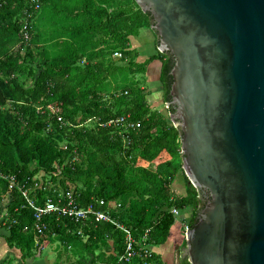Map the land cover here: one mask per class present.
I'll use <instances>...</instances> for the list:
<instances>
[{"label": "trees", "instance_id": "trees-1", "mask_svg": "<svg viewBox=\"0 0 264 264\" xmlns=\"http://www.w3.org/2000/svg\"><path fill=\"white\" fill-rule=\"evenodd\" d=\"M39 3L36 8L34 0H0V169L19 180L9 193L2 227L24 260L38 258L44 245L59 242L82 264L88 256L90 264H115L125 251L121 228L93 216L80 234L79 223L51 213L39 233L35 210L20 186L38 204L62 188L72 191L81 206L104 199L111 216L132 229L137 248L168 241L176 222L172 207L192 209L193 225L204 205L203 192L189 184L182 133L170 115L176 109L170 93L173 59L158 51L146 62L137 60L131 36L152 28L150 12L137 0ZM26 10L33 13L30 19ZM154 59L162 61L160 85L169 114L153 107L148 97L147 66ZM50 103L60 105L65 124L50 112ZM39 105L46 110L39 111ZM122 114L138 123L128 144L115 126L106 125ZM179 174L185 194L173 186ZM41 179L44 186L38 187ZM8 188L9 181L0 178V199ZM126 264L165 261L153 250L147 257L139 252ZM180 264H191L189 257Z\"/></svg>", "mask_w": 264, "mask_h": 264}, {"label": "water", "instance_id": "water-1", "mask_svg": "<svg viewBox=\"0 0 264 264\" xmlns=\"http://www.w3.org/2000/svg\"><path fill=\"white\" fill-rule=\"evenodd\" d=\"M137 2L173 59L183 168L208 194L184 253L191 264H264V0Z\"/></svg>", "mask_w": 264, "mask_h": 264}, {"label": "built area", "instance_id": "built-area-1", "mask_svg": "<svg viewBox=\"0 0 264 264\" xmlns=\"http://www.w3.org/2000/svg\"><path fill=\"white\" fill-rule=\"evenodd\" d=\"M36 2V8L40 7L39 0H34ZM32 11L26 10L25 16L30 19L32 17ZM28 28V22L25 23V30ZM25 38H29V32H25ZM116 57L121 56V52H116L114 54ZM48 109L53 115H56L57 119L62 123L65 124V120L63 115L60 113L61 107L60 105L50 103L48 104ZM39 111H45L44 105L38 106ZM106 125L115 126L118 130L120 135H122L126 144L130 143V132L135 130L138 126V123L131 120V114H122L117 117L110 119ZM0 178L7 179L9 181V188L6 196H9V193L18 186L19 180L18 176L14 173H5L3 170L0 169ZM38 187L44 186V180L41 179L39 182L36 183ZM22 190V194L26 198L28 204L35 210V229L39 233H44L47 225L44 221V217L47 214L55 213L59 216H68L77 223L80 224L79 226V233L82 234V226L86 225L93 216L98 217L99 219H103L115 224L118 228H121L125 233V251L120 255L119 261L115 264H126L130 259L136 256L139 252H144V255L150 256L153 252V246L144 244L143 246L137 248L136 247V238L133 235L132 229L118 219L111 216L108 212L110 203H107L104 199H97L91 202L87 206H81L75 194L72 191H67L64 188L56 195L54 193L51 196H48L44 204H38L34 197L30 196L28 190L25 186H20ZM106 204L107 209L101 210L98 208L99 205ZM172 212L176 216L179 213V209L176 207H172ZM192 227L191 219L185 221L184 223V234L187 237V231ZM150 229L146 230L144 239L146 240Z\"/></svg>", "mask_w": 264, "mask_h": 264}, {"label": "crops", "instance_id": "crops-1", "mask_svg": "<svg viewBox=\"0 0 264 264\" xmlns=\"http://www.w3.org/2000/svg\"><path fill=\"white\" fill-rule=\"evenodd\" d=\"M144 29V28H142ZM140 30L139 34L131 36V44L132 48H135L139 51L138 61L139 62H146L148 58H150L151 55H154L158 53V51H161L159 49V42H158V36L155 33V31L152 28H145L149 29L150 34H146L147 40H145V36L143 34L141 35ZM141 35V36H140ZM161 68H162V61L160 59H154L151 61L147 66V81L149 86L150 95H148L149 100L153 107L158 108L162 111L165 110V108H160V104L163 103V92H161L159 89L161 87L160 85V74H161ZM175 188V187H174ZM178 193V189H175ZM180 191V190H179ZM181 194H185L182 190L180 191ZM179 192V193H180ZM7 196L0 199V207L3 205L1 204L3 201L7 202ZM193 213L188 211L181 217V226L177 227L175 229V233H171L168 241L162 245L154 246L153 250L160 253L162 255L163 260L165 261V264H169L168 256H166L167 250H172L173 245L175 243L174 249L177 254L178 250H182V256H184L183 247L184 244H186V237L184 234V223L185 221L191 219L193 217ZM8 216V211H4L0 208V264H49L51 263V260L45 255V257L42 256L43 250H45L48 247H58L59 242H53L49 243L48 245L43 246L42 253L39 255L38 258H28L24 260L22 256L21 249L17 247H10L7 236L9 235V230L2 227V223L5 222L6 217ZM173 236V239H172ZM100 264V263H99Z\"/></svg>", "mask_w": 264, "mask_h": 264}, {"label": "rangeland", "instance_id": "rangeland-1", "mask_svg": "<svg viewBox=\"0 0 264 264\" xmlns=\"http://www.w3.org/2000/svg\"><path fill=\"white\" fill-rule=\"evenodd\" d=\"M143 34V36H145V40H147V37H146V34H152L150 32L149 29H142L141 31V35ZM140 35V36H141ZM161 92H163V89L160 87L159 89ZM160 108H165V104L164 103H161ZM165 110H168L165 109ZM167 114H169V110L167 112ZM173 186L175 187V189H178V193L182 190L184 193L186 192V185H185V179H184V176L182 174H179L177 176V178L175 179L174 183H173ZM180 190V191H179ZM181 193V192H180ZM7 199V202L3 201L1 204H3L0 208L4 211H8V203H9V199ZM113 206H116L115 204L112 205ZM193 213V210L192 209H182L180 210L179 209V213L177 215V220L172 228L173 232L175 233V229L179 226H181V217L182 215H184L185 213H187L188 211H190ZM171 230V233L173 234ZM46 238H49L48 235H46L45 239ZM172 239H173V236H172ZM173 245V249L172 250H167L165 251L166 252V256H168V259H169V264H180V262L178 261V258H177V254L175 252V249H174V246H175V243L172 244ZM185 246L186 244L183 245V247H181L183 249V252H185ZM60 254V256H59ZM45 255L51 260V263L49 264H82L79 262L80 260V256L79 255H76L72 252L71 248H68L66 249L65 245L63 244H59L58 243V247H48L45 252L43 250V254L42 256L45 257ZM184 256H188L186 253H184ZM83 264H90V257H86V259H84L83 261Z\"/></svg>", "mask_w": 264, "mask_h": 264}, {"label": "flooded vegetation", "instance_id": "flooded-vegetation-1", "mask_svg": "<svg viewBox=\"0 0 264 264\" xmlns=\"http://www.w3.org/2000/svg\"><path fill=\"white\" fill-rule=\"evenodd\" d=\"M208 198V194H206L205 192L204 193H202V201H203V203H204V201H205V199H207ZM182 251V250H181ZM182 257H186V256H182ZM181 257V258H182Z\"/></svg>", "mask_w": 264, "mask_h": 264}]
</instances>
